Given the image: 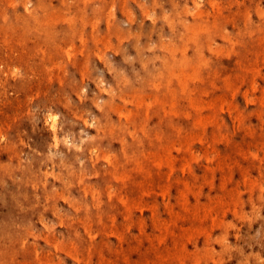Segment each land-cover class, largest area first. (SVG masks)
<instances>
[{
    "label": "rangeland",
    "instance_id": "obj_1",
    "mask_svg": "<svg viewBox=\"0 0 264 264\" xmlns=\"http://www.w3.org/2000/svg\"><path fill=\"white\" fill-rule=\"evenodd\" d=\"M0 264H264V0H0Z\"/></svg>",
    "mask_w": 264,
    "mask_h": 264
},
{
    "label": "bare ground",
    "instance_id": "obj_2",
    "mask_svg": "<svg viewBox=\"0 0 264 264\" xmlns=\"http://www.w3.org/2000/svg\"><path fill=\"white\" fill-rule=\"evenodd\" d=\"M192 1H193V0H192ZM195 2H196V1H195ZM27 5H29V4H27ZM25 6H26V5H25ZM182 7H184V6H182ZM215 7H216V6H215ZM187 9H188V8H187ZM212 9H213V7H212ZM216 9H218V6H217ZM191 10H192V9H191ZM26 11H27V9H26ZM193 11H194V8H193ZM216 11H217V10H216ZM216 11H215V12H216ZM166 15H167V14H166ZM37 16H38V15H37ZM164 16H165V15H164ZM178 20H179V19H178ZM178 20H177V21H178ZM181 21H182V20H181ZM213 21H214V20H213ZM171 22H172V21H171ZM214 22H215V21H214ZM214 22H213V23H214ZM213 25H216V24H213ZM187 26H188V25H187ZM191 28H192V27H191ZM200 28H201V27H200ZM195 34H196V32H195ZM210 43H211V42H210ZM171 44H172V43H171ZM172 46H173V45H172ZM172 46H171V47H172ZM211 46H212V45H211ZM220 46H221V45H220ZM186 47H187V46H186ZM231 47H232V46H231ZM69 49H70V48H69ZM210 49H211V48H210ZM227 50H228V49H227ZM213 52H214V51H213ZM254 55H255V54H254ZM203 59H204V57H203ZM199 60H200V59H199ZM205 60H206V59H205ZM202 61H203V60H202ZM198 62H199V61H198ZM160 63H161V62H160ZM191 67H193V64H192ZM181 69H182V68H181ZM200 69H201V68H200ZM174 72H175V71H174ZM205 72H206V71H205ZM170 73H172V70H171ZM185 73H186V72H185ZM256 73H257V72H256ZM176 74H178V72H176ZM183 74H184V73H183ZM187 74H188V73H187ZM253 74H254V71H253ZM184 75H185V74H184ZM184 75H183V76H184ZM206 75H207V74H206ZM181 76H182V75H181ZM188 76H189V74H188ZM192 77H193V76H192ZM180 78H181V77H179L178 80H181ZM183 78H184V77H183ZM184 79H185V78H184ZM184 79L181 80V81H183L184 83H186V81H184ZM127 81H128V80H127ZM252 81H253V80H252ZM228 82H229V81H228ZM156 85H157V84H156ZM185 85H186V84H185ZM252 85H253V84H252ZM181 86H182V85H181ZM185 87H186V86H185ZM185 87H184V89H185ZM250 87H253V86H250ZM171 90H172V89H171ZM171 90H170V91H171ZM233 90H234V89H233ZM230 91H231V90H230ZM187 93H188V92H187ZM246 93H247V92H246ZM232 95H233V93H232ZM245 95H246V94H245ZM261 95H262V94H261ZM231 97H232V96H231ZM219 98H220V96H219ZM221 98H223V97H221ZM261 98H262V97H261ZM190 99H191V98H190ZM214 99H215V98H214ZM150 100H151V99H150ZM259 100H261V99H259ZM156 101H157V100H156ZM158 101H159V100H158ZM201 101H202V100H201ZM221 101H222V99H221ZM138 102H139V101H138ZM138 102H137V103H138ZM145 102H146V100H145ZM173 102H174V100H173ZM223 102H224V99H223ZM260 102H261V101H260ZM192 103H193V102H192ZM162 104H163V103H162ZM203 105H204V104H203ZM205 105H206V104H205ZM205 105H204L203 107H205ZM192 106H193V105H192ZM194 106H195V105H194ZM198 106H201V105L198 104ZM221 106H222V105H221ZM195 107H196V106H195ZM195 107H194V108H195ZM201 107H202V106H201ZM136 108H137V107H136ZM197 109H198V108H197ZM146 110H147V108H146ZM163 110H164V108H163ZM221 110H222V107H221ZM119 111H120V110H119ZM201 111H202V110H201ZM170 112H171V111H170ZM228 112H229V111H228ZM123 113H124V112H123ZM130 113H131V112H130ZM160 113H161V112H160ZM162 113H163V112H162ZM199 113H200V112H199ZM47 114H48V113H47ZM50 114H51V113H49V115H50ZM131 114H132V113H131ZM157 114H158V113H157ZM164 114H165V113H164ZM188 114H189V113H188ZM207 114H208V113H207ZM49 115H47V116H49ZM53 115H54V114H53ZM127 115H128V114H127ZM160 115H161V114H160ZM179 115H180V114H179ZM124 116H125L124 118L126 119V115H125V114H124ZM146 116H147V114H146ZM205 116H206V115H205ZM205 116H203L205 119L202 118L201 116H199V118H201V119H200V122H201L202 119H204L205 121H206V118L209 119V115H208V117H207V116L205 117ZM44 117H45V116H44ZM130 117H131V116H130ZM45 118H46V117H45ZM50 118H52V119H49L50 122H51V120H52V122L50 123V127L52 128V132H54L55 129H56L55 126H57V125H56V124H57V120H56L55 117H53V116L50 117ZM141 118H143V116H142ZM199 118H198V119H199ZM54 119H55L56 121H55ZM210 119H212V118H210ZM204 120H203L201 123H205ZM45 122H46V120H45ZM47 122H48V120H47ZM47 122H46V124H47ZM193 122H194V121H193ZM55 123H56V124H55ZM170 123H171V121H170ZM209 123H211V122H209ZM216 123H217V122H216ZM216 123H215V124H216ZM44 124H45V123H44ZM195 125H196V124H195ZM205 125H206V124H203V126H205ZM207 125H208V124H207ZM222 125H223V124H222ZM203 126H202V127H203ZM217 126H218V125H217ZM141 127H142V125H141ZM179 127H180V126H179ZM179 127H178V129H181V128H179ZM174 128H175V127H174ZM249 130H250V129H249ZM140 131H142V130H140ZM174 131H175V130H174ZM177 132H178V131H177ZM197 132H199V131H197ZM140 133H141V132H140ZM143 133H144V132H143ZM54 134H55V133H54ZM54 134H53V135H54ZM213 134H214V133H213ZM219 134H220V133H219ZM53 135H52V136H53ZM185 136H186V135H185ZM190 136H191V135H190ZM199 136H200V135H198V137H199ZM62 137H63V136H62ZM186 137H187V136H186ZM201 137H202V135H201ZM54 138H55V135H54ZM189 138H190V137H189ZM52 139H53V138H52ZM217 139H219V138H217ZM65 140H66V139H65ZM68 140H69V139H68ZM156 140H157V139H156ZM184 140H187V139H184ZM198 140H199V139H198ZM54 141H55V140H54ZM182 141H183V140H182ZM199 141H202V140H199ZM172 142H173V141H172ZM172 142H171V143H172ZM177 142H178V143H181L180 141H177ZM224 142H225V141H224ZM139 143H140V142H139ZM56 144H57V143H56ZM56 144H55V145H56ZM172 144H173V143H172ZM166 145H167V144H166ZM175 145H176V144H175ZM159 146H160V145H159ZM170 146H171V145H170ZM179 147H180V144H179ZM78 148H79V147H78ZM170 148H172V147H170ZM187 148H188V146H187ZM177 149L180 150L178 147H177ZM185 149H186V147H185ZM178 150H176V151H178ZM242 151H243V150H242ZM148 152H149V151H148ZM152 152H153V151H151L150 153H152ZM178 152H179V151H178ZM167 153H168V152H167ZM108 154H109V153H108ZM230 154H231V153H230ZM147 155H148V154H147ZM168 155H169V154H168ZM185 155H186V154H185ZM244 156H245V155H244ZM165 158H166V157H165ZM170 158H171V156H170ZM195 158H196V157H195ZM107 160H108V158H107ZM217 160H218V159H217ZM168 161H170L169 158H168ZM178 161H179V160H178ZM181 161H182V160H181ZM108 162H109V161H108ZM171 162H172V160H171ZM174 162H175V161H174ZM138 163H139V162H138ZM170 164H171V163H170ZM173 164H174V163H173ZM186 164H187V163H185V165H186ZM231 164H232V163H231ZM236 164H237V163H236ZM138 165H139V164H138ZM141 165H142V164H141ZM185 165H184V166H185ZM216 165H217V163H216ZM233 165H235V164H233ZM170 166H171V165H170ZM184 166L182 167L183 170H184ZM227 166H228V165H227ZM237 166H238V165H237ZM140 167H141V166H140ZM140 167H139V168H140ZM188 167H189V166H188ZM170 169H171V168H170ZM210 170H211V168H210ZM211 171H212V170H211ZM152 172H153V171H152ZM170 172H171V170H170ZM181 172H182V169H181ZM155 174H156V173H155ZM159 174H161V173H159ZM163 174H164V173H163ZM168 174H169V173H168ZM158 177H159V176H158ZM160 178H161V177H160ZM167 178H168V177H167ZM243 180H244V179H243ZM115 181H116V180H115ZM186 183H187V182H186ZM221 183H223V182H221ZM200 185H201V184H200ZM109 186H110V185H109ZM193 187H194V185H193ZM230 189L232 190V188H230ZM160 190H162V189H160ZM162 191H163V190H162ZM197 193H198V192H197ZM198 194H199V193H198ZM109 195H110V193H108V196H109ZM159 195H160V194H159ZM163 195H164V192H163ZM108 196H107V197H108ZM160 196H162V195H160ZM121 197H122V195H121ZM156 197H157V194H156ZM214 197H215V196H214ZM133 198H134V197H133ZM218 198H219V197H218ZM234 199H235V198H234ZM181 202H182V201H181ZM222 203H223V202H222ZM205 205H206V204H205ZM205 205H204V206H205ZM214 205H215V204H214ZM110 206H111V205H110ZM204 206H203V207H204ZM111 207H112V206H111ZM128 207H129V206H128ZM151 207H152V206H151ZM154 208H155V206H154ZM134 209H135V208H134ZM201 209H202V208H201ZM210 209H211V208H210ZM135 210H137V209H135ZM140 210H141V208H140ZM137 211H138V210H137ZM149 211H150V210H149ZM196 211H197V210H196ZM198 211H199V210H198ZM208 211H209V209H208ZM140 212H141V211H140ZM151 212H152V211H151ZM151 212H150V214H151ZM194 212H195V211H194ZM205 214H206V213H205ZM151 215H152V214H151ZM182 217H183V216H182ZM183 218H184V217H183ZM124 219H125V217H124ZM151 219H152V218H151ZM157 219H159V218H157ZM181 219H182V218H181ZM140 221H141V220H140ZM212 221H213V220H212ZM139 226H140V225H139ZM210 227H211V226H210ZM110 228H111V227H110ZM115 228H116V227H115ZM127 229H128V227L126 228V230H127ZM136 231H137V230H136ZM148 232H149V231H148ZM114 235H115V234H114ZM171 236H172V234H171ZM188 236H189V235H188ZM116 237H117V235H116ZM138 237H139V236H138ZM172 238H173V237H172ZM135 240H136V239H135ZM187 241H188V240H187ZM119 242H120V241H119ZM158 245H159V244H158ZM177 253H178V252H177ZM175 255H176V254H175ZM102 258H103V257H102ZM126 258H127V257H126ZM106 260H108V259H106ZM180 261H181V260H180Z\"/></svg>",
    "mask_w": 264,
    "mask_h": 264
}]
</instances>
